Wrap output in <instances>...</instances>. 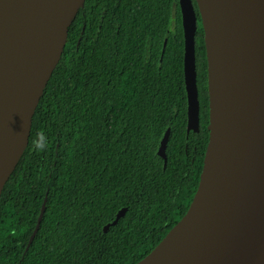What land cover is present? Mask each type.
Here are the masks:
<instances>
[{
    "label": "trees",
    "instance_id": "obj_1",
    "mask_svg": "<svg viewBox=\"0 0 264 264\" xmlns=\"http://www.w3.org/2000/svg\"><path fill=\"white\" fill-rule=\"evenodd\" d=\"M192 3L199 130L187 133L178 0H85L0 195V264H135L185 214L209 138ZM168 128L164 163L157 152Z\"/></svg>",
    "mask_w": 264,
    "mask_h": 264
},
{
    "label": "water",
    "instance_id": "obj_2",
    "mask_svg": "<svg viewBox=\"0 0 264 264\" xmlns=\"http://www.w3.org/2000/svg\"><path fill=\"white\" fill-rule=\"evenodd\" d=\"M85 0H0V195ZM204 33L209 138L185 214L135 264H264V0H195ZM186 132L199 130L197 16L178 0ZM166 45L163 43L162 53ZM168 128L157 154L166 163ZM42 203L26 250L45 211ZM121 208L104 231L126 213Z\"/></svg>",
    "mask_w": 264,
    "mask_h": 264
}]
</instances>
